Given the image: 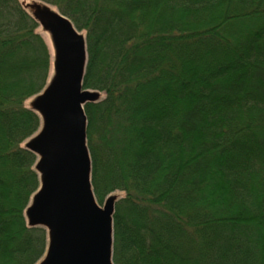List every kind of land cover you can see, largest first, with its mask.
<instances>
[{
  "label": "trees",
  "instance_id": "1",
  "mask_svg": "<svg viewBox=\"0 0 264 264\" xmlns=\"http://www.w3.org/2000/svg\"><path fill=\"white\" fill-rule=\"evenodd\" d=\"M84 34L90 179L111 194L113 264H264V0H37ZM0 0V264H37L44 228L25 148L50 54Z\"/></svg>",
  "mask_w": 264,
  "mask_h": 264
},
{
  "label": "water",
  "instance_id": "2",
  "mask_svg": "<svg viewBox=\"0 0 264 264\" xmlns=\"http://www.w3.org/2000/svg\"><path fill=\"white\" fill-rule=\"evenodd\" d=\"M52 48V73L31 103L40 128L25 144L37 160L39 188L25 210L31 228H44L47 248L37 264H113L115 196L101 207L93 194L84 106L100 93L83 89L87 62L84 35L46 5L26 3Z\"/></svg>",
  "mask_w": 264,
  "mask_h": 264
},
{
  "label": "rangeland",
  "instance_id": "3",
  "mask_svg": "<svg viewBox=\"0 0 264 264\" xmlns=\"http://www.w3.org/2000/svg\"><path fill=\"white\" fill-rule=\"evenodd\" d=\"M22 1H25L26 3H30V4H31V3H38V4H41V5H45L44 3L40 2V1H37V0H22ZM46 6L49 7L51 10L58 12L56 9L52 8L51 6H49V5H46ZM37 32H38V34L40 35V37L42 38V40L44 41L45 45L47 46L48 51H49V54H50V61H51V70H50V74H49V78H50L51 73H52V58H53V48H52V44H51V40H50V36H49L48 33H46L45 31H43L42 28H40V26L38 27ZM81 34L84 35L83 33H81ZM48 81H49V79H48ZM48 81H47V82H48ZM101 98H102V96H100V99H101ZM32 100H33V98H31L30 100H28V101L25 103V105H26L27 107H30V108H31ZM110 196H115V197H116V201H117V199H119L122 195H121L120 193L115 192V193L111 194ZM32 197H33V196H32ZM108 197H109V196H108ZM31 199H32V198H31ZM31 199H30V201H29V203H28V206H29V204H30V202H31ZM104 201H105V200H104ZM104 201H103V202H104ZM28 206H27V207H28ZM100 206L102 207V206H103V203L100 204ZM26 209H27V208H26ZM24 215H25V213H24Z\"/></svg>",
  "mask_w": 264,
  "mask_h": 264
}]
</instances>
